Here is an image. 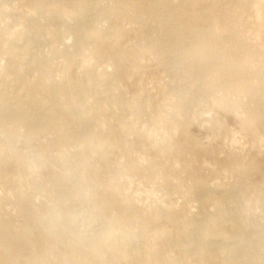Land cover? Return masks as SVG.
<instances>
[{
	"label": "rangeland",
	"instance_id": "374dc122",
	"mask_svg": "<svg viewBox=\"0 0 264 264\" xmlns=\"http://www.w3.org/2000/svg\"><path fill=\"white\" fill-rule=\"evenodd\" d=\"M114 1L0 0V76L7 78L0 85L6 101L0 102V264H264L263 249L232 243L236 235L226 227L232 214L254 233L264 224V137L243 125L245 109L262 110L264 96L249 101L170 49L172 42L224 40L213 31L225 25L221 16L210 17L216 3L177 0L184 13L160 31L147 9L123 10ZM62 14L70 20L63 23ZM80 26L91 33L79 35ZM51 28L60 32L57 54L49 51ZM263 31L248 38L259 35L262 43ZM30 32L44 37L29 43ZM180 33H187L184 40ZM12 43L18 48L10 50ZM40 51L48 83L31 68ZM254 51L249 74L264 66V55ZM32 94L46 98L44 106ZM233 100L242 101L237 113L227 107ZM11 112L41 118L54 112L58 127H19ZM81 112L89 124L81 125ZM88 133L105 147L83 144ZM78 161L82 169L74 168ZM75 177L92 184L86 195ZM186 215L215 223L212 231L202 228L212 245L185 233L187 222L179 219ZM102 229L110 231L108 240L91 246L77 235ZM221 237L228 239L222 246L214 242Z\"/></svg>",
	"mask_w": 264,
	"mask_h": 264
},
{
	"label": "bare ground",
	"instance_id": "6f19581e",
	"mask_svg": "<svg viewBox=\"0 0 264 264\" xmlns=\"http://www.w3.org/2000/svg\"><path fill=\"white\" fill-rule=\"evenodd\" d=\"M176 1L177 0H134L133 2L129 3L130 2L129 0H117V1H114V2H117L116 5H115V7L123 8V10L126 8L128 10H133V12H139V11L143 10V8L147 9L148 10L149 17L151 18V20H149L148 22H150L152 20H155L158 24H154V25H157L158 28H160L159 30L161 31L162 29H164L166 27V22L169 23L167 21L169 18H175V19L177 18V19L180 20V18H178V16H179V12L182 11V10H178L175 6H176V4L177 5H181V3L180 2L177 3ZM183 1H188V0H183ZM183 1H181V2L183 3ZM196 1H198V0H196ZM210 1H214L213 2L214 4L216 3V5L213 4L215 6V12H213V16L211 14L210 17L216 18L218 16V18H219L221 16L224 19V22H225L224 27L222 29H220L219 32L217 30L218 28L217 29L215 28L217 30V32L215 30H213L215 32L216 38H219V39H216V40H220V39H224V40H221V41L215 42L214 44H211L210 42H207V39L202 38V39H204L202 42L200 40V42H198L199 44H197V45L194 44V46H191V47L186 46V44H184V45L183 44H180L179 45V43H177L178 44L177 45V44H175V43H173L171 41L172 43H170V46H171L170 49L172 51L176 52V54L178 56H180V57H185V59L186 58H188V59H191L192 58L193 59L192 61H195V62L197 61L200 66H203V68L206 67L207 70L214 72L215 75H216V77L222 79V83L228 84L229 86L237 87V89H239V90H243L245 92V94H249L250 95L248 97V100L251 101L252 99H254V102H255L256 101V98L258 96H264V66L263 67H259V68L257 67L256 69H252L254 72L253 73L251 72L252 74L251 73L249 74L247 71L250 72L251 71L250 69L251 68H254V67H252L253 66V63L251 62V59H249V55H250L249 52H252V49H255L256 51H254V52H257V50L259 49V54L261 53V55L263 56L264 55V48H262L261 46H264V42L262 41V43H261L260 36L259 35H257V36L251 35L252 38L249 39L248 38V35L249 34H247V32L250 31V32H254V33L257 34L261 30H264V28H263L264 27V18L262 17V14H261V12H264L263 11L264 10V0H251L250 3L248 1H244V0H210ZM190 2H191V4H193L194 1L193 2L190 1ZM98 4H100V3H98ZM129 5H130V7H129ZM131 5L133 6L132 9H130L132 7ZM188 5H190V4H188ZM102 7H103V5H102ZM183 7H185V6H183ZM188 7H190V6H188ZM179 9H181V6H180ZM182 9L184 10V8H182ZM186 9L187 8H185V11H186ZM79 10H80V8H77L76 9V12H78ZM117 11H119V10H117ZM167 16H168V18H167ZM77 17L79 19L82 18V17H80V15H78ZM77 17H75V18H77ZM246 17H248V20H250V22H251L250 23L248 21L250 25L248 23H246L247 24L246 26L249 25V27H245L244 26V24L246 22L244 20H245ZM177 19H176V21H177ZM68 20H70V19L67 18V14H62L61 15V21L63 23L67 22ZM63 23H61V24H63ZM33 24L34 23H32V25ZM240 24H242L244 27H242V25H240ZM29 25L30 24L27 22V26L26 27L30 28ZM39 27H44V26H41V24H40ZM56 29L51 28V30H53L51 32H53V33L52 34L50 33V34L55 37V39H53V42L54 43L52 42V45L53 46L50 48L51 50H49L51 52H55V51L57 52V51H59L58 48H57V45L55 43L57 41V36L59 35L60 32L57 31ZM191 29L192 28L190 26H188V28L186 29V31H188L191 34H196V32H190ZM79 31H80L79 32V35L81 33H83V35L81 34V36H86V35L88 36V34L91 33L90 30L84 29L81 26L79 28ZM86 32H88V33H86ZM179 35H178L179 38H181L183 40L185 39V35L184 34H181L180 33ZM53 36H51V37H53ZM208 36H210V35H208ZM26 37H27V35H26ZM42 37H44V35L42 36V34H40L38 32H30V35L28 36V39L26 41H28L29 43L31 41H35V42L39 41L40 42V39H42ZM255 39H257V41H254ZM226 41L230 42L231 44L228 43L229 46H227L228 44L226 43ZM38 44H40V43H38ZM231 45L232 46L234 45V47L235 46H238V48H236L235 50L241 48L242 49L241 52L244 55L243 56L241 55L240 57H238V56H236V54H239V53H236L235 55L232 54V52H231L232 49H230V48H232V47H230ZM258 46H260V47H258ZM17 48L18 47L15 48V44L14 43H12L11 46H9V49L10 50L11 49L12 50H15ZM22 49L25 51L26 47H24V48L22 47ZM20 50H21V48H20ZM42 51H44V50H42ZM42 51H40V52H42ZM46 51L48 52V49ZM17 52H21V51L17 50ZM51 52H50V54H51ZM56 52H55V54L58 53V52L57 53ZM24 55H26V54H24ZM37 56L38 57L35 58L34 61L32 62L33 64L31 66V68H33L36 71L41 72V75H42L41 78H43L45 80V82L48 83L47 79H45V76H44V74L46 72V65L44 64L46 58L44 60V57L46 55H45V53H43V54H41V56H39L38 54H37ZM12 73H14V72H12ZM15 77H16V75H15ZM4 79H5V77L0 76V85H2V84L4 85L5 84V80L7 78L5 80ZM11 80H16V78L15 79L12 78ZM38 81H39V79H38ZM257 83H258V85H256ZM3 85L1 87H3ZM6 86H8V85H6ZM33 94H34V92H33ZM33 94H32V96H33ZM174 94H175V92H174ZM176 95H178V94H176ZM33 99L36 100L35 103H39L42 106H44L43 104H45V101H46V98H43L42 96H33ZM2 100H4V99H2ZM2 100H0V102ZM222 100L225 101L224 99H222ZM241 100L240 101L239 100H236V101L233 100L234 102H229L230 104L227 103V107L229 108V109L228 108L227 109L230 110V111L231 110L236 111L235 113H237L238 107L240 105H242L241 102L243 100L242 101ZM223 103H225V102H223ZM8 104H9V102H8ZM244 104L247 105V103H244ZM3 105L4 104H2V106ZM60 105H61V103H60ZM231 105H233L234 108H231ZM42 106H40V107H42ZM5 107H7L6 104H5ZM8 107H9V105H8ZM58 107H59V105H58ZM57 109H56V111H57ZM58 110L60 111L61 109H58ZM135 110H137V109H135ZM246 110H247V112H246ZM18 111H20V109ZM63 111H65V110H63ZM137 111H138V113H140L139 110H137ZM32 112H35V111H32ZM61 112H62V110H61ZM246 113H247V118L245 119V117H246V115H245V116H243L242 119H245L246 121L248 120L247 121V124H248L249 127L246 126L245 124H243L245 126V128H250L253 132L257 133L259 135V137H261V138L264 137V135L260 134L261 131H264V108H262V110H259L258 111L255 108L247 107L245 109V114ZM22 114H23L22 112H21V115L19 113H17V112H11L10 113V118L19 127L28 126V127L32 128V130L34 128V129H38V130H42L43 131L45 128L46 129L47 128L50 129L52 127L54 128L55 126H57L58 118L54 114V112H53V115L52 116L50 115L51 117H48L47 116L46 118H45V115H44V118L43 117L41 118V117H37L36 116L37 114L36 115L33 114L36 117H31V116L29 117V115H27L26 113H24V115H22ZM28 114H29V112H28ZM38 114H40V113H38ZM71 114H73V113H71ZM0 115H1V113H0ZM81 115L84 116V118H83V116H81V119L83 118V120L80 122L81 125L82 124H86L88 121L84 123V120L85 119L88 120L90 116L86 112L84 114H83V112H81ZM30 119H32V120H30ZM2 120H4V119L0 116V121H2ZM3 122H5V121H3ZM242 122H243V120H242ZM88 124H89V122H88ZM58 125H59V123H58ZM90 132H91V130H90ZM89 134L90 133H88V135L85 136V139H84L83 144L84 143H88V144H92V146H93V142L95 140L94 139L95 137L93 135H91V134L89 135ZM83 138H84V136H83ZM4 140L10 143V141L7 138H5ZM95 141H97V140H95ZM100 141H97V143L99 142L98 143L99 144V147L100 148H104L105 147L104 146L105 143L103 144V142H102L103 140L101 141L102 143ZM261 141H263V138H262ZM168 145H170V144H168ZM171 147L172 146H170V148ZM64 157H62V158H64ZM22 158H20V159H22ZM68 159H70V156H69ZM65 160H67V159L65 158ZM28 161L29 160H27V164H29V165L31 164L32 165V162L29 161V163H28ZM36 161H38V159ZM35 164L37 165L36 162H35ZM35 164H34V167H36ZM74 165H73L74 168H81L83 166V163L80 162V161H78V162H75ZM32 166H29V167H32ZM80 178H81V176H80ZM80 178L79 179H76V177H75V179L73 178V180L75 182L77 181L76 186H78L77 188H79L78 190H79L80 194L81 195H86L87 194L86 192L88 191V188H90V186L92 184H90V183L88 184L89 181H86L85 182L84 180H82ZM70 181H72V180H70ZM85 188H86V190H85ZM240 209H242V208H240ZM237 211L239 212L240 210H237ZM173 212L174 211L168 209V214H173ZM241 213H242V211H241ZM237 214H239V213H237ZM220 215H223V213L220 214ZM235 215L232 214L230 216L231 219L228 222V226H226L229 229H231L235 233V235H236L235 238H231V239H234L231 242L235 244V243H238V242H242L243 241L244 242L243 244H245V242H247V244H249L248 245L249 248H247V249H251L250 248V246H251L253 248H255V247L258 248L259 251H260V249H263L264 250V224L261 223L260 226H255V229H254L255 233H254V232H252L251 229L250 230L248 229V227H249L248 224L250 222H248L247 220H246L247 222L246 221L244 222L243 221L244 219L241 220V219L233 218V217H238V216L240 218V216H242L241 214L238 215V216L237 215L235 216ZM194 216H195V214H194ZM168 217H170V216H168ZM223 217H224V215L221 216V217H219V218L221 219ZM172 218L177 219L176 216H174V215H172ZM241 218H243V217H241ZM201 219H199L197 217H189V216L186 215L183 218H180L179 220L182 221V222H187V226H186L187 229L185 230V233L193 232L191 234V237H192V240L193 241H197V242L198 241L199 242L201 241V243L203 245H206V243H210L212 245V243L210 242V239H208V237L209 238H211V237L208 234H206L205 231L202 228L206 227V228L210 229V231H212L215 228L216 225H215L214 222H211V221L209 223H206L205 221L202 223L201 221H199ZM255 221L253 220L251 222H255ZM245 223H247V224H245ZM250 227H253L254 228V226H250ZM199 229H200V231L202 233V236L198 233V230ZM244 233H246V237L244 239H242V234H244ZM77 235H79L80 238L82 239V241H84L88 246H91V245L94 244V241H97V240L107 241L108 238H109V236H110V231H104L102 229V230L96 231L95 233H90V234L89 233L88 234L82 233V234H77ZM227 240L228 239L226 237H221L219 240H216L214 242H216V243H218V245H221L222 246L223 245L222 242L227 241ZM213 244H215V243H213ZM236 245H238V244H236ZM251 250H253V249H251ZM263 250H261V252ZM245 251H247V250H245ZM248 252H249V250H248ZM258 252H257V254H258ZM259 254H262V253L259 252Z\"/></svg>",
	"mask_w": 264,
	"mask_h": 264
}]
</instances>
